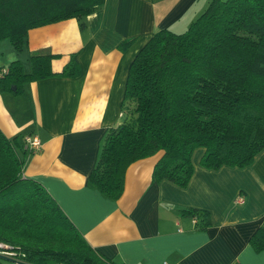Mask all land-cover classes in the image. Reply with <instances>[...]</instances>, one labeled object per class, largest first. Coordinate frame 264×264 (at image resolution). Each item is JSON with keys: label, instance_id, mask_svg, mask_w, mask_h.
Here are the masks:
<instances>
[{"label": "trees", "instance_id": "1", "mask_svg": "<svg viewBox=\"0 0 264 264\" xmlns=\"http://www.w3.org/2000/svg\"><path fill=\"white\" fill-rule=\"evenodd\" d=\"M103 2L0 0V39L20 50L30 28L70 17L83 29ZM57 56L30 54L28 71L18 59L6 71L0 66V90L19 93L27 82L79 73L76 51L53 70ZM119 110L121 119L107 128L87 175L104 197L120 195L128 164L158 151L151 181L178 186L191 174L196 146L203 148L202 167L249 164L264 147V0H208L184 30L155 28L128 64ZM27 150L24 137L19 143L0 130V240L17 251L21 264H119L86 241L40 182L24 176ZM179 213L193 217L196 229L209 223L204 209ZM247 241L253 251L264 249V229L257 226Z\"/></svg>", "mask_w": 264, "mask_h": 264}, {"label": "crops", "instance_id": "2", "mask_svg": "<svg viewBox=\"0 0 264 264\" xmlns=\"http://www.w3.org/2000/svg\"><path fill=\"white\" fill-rule=\"evenodd\" d=\"M207 1L104 0L83 29L74 17L32 27L15 52L0 39V62L6 55L23 68L30 54L49 52L58 55L51 63L59 70L77 52L76 76L40 78L19 93L0 90V130L20 135L19 143L27 134L39 137L40 148L22 154L24 176L40 182L86 241L119 264H264V249L253 251L247 241L257 226L264 229V147L245 166L205 168L196 146L184 186L151 181L161 151L127 165L116 199L87 182L107 128L121 119L131 58L155 28L184 30ZM123 40L130 43L119 50ZM182 207L206 210L208 225L194 228Z\"/></svg>", "mask_w": 264, "mask_h": 264}, {"label": "built area", "instance_id": "3", "mask_svg": "<svg viewBox=\"0 0 264 264\" xmlns=\"http://www.w3.org/2000/svg\"><path fill=\"white\" fill-rule=\"evenodd\" d=\"M7 68H3L2 71H6ZM24 143L25 147L31 150H36L39 149L41 146L40 139L37 135L35 134H27L24 136ZM242 200L241 196L236 197V201L240 202ZM191 221H194V218H191ZM0 257L6 258L9 261L12 262V264H21L22 260L20 256L17 254V251L13 249V247L0 240ZM161 264H166V262L162 261Z\"/></svg>", "mask_w": 264, "mask_h": 264}, {"label": "rangeland", "instance_id": "4", "mask_svg": "<svg viewBox=\"0 0 264 264\" xmlns=\"http://www.w3.org/2000/svg\"><path fill=\"white\" fill-rule=\"evenodd\" d=\"M4 40H6V42H8L7 39H4ZM8 44H9L10 48L12 49V47H11V45H10L9 42H8ZM12 50H13V52L17 51V50H14V49H12ZM1 57H2V59H1L2 62H0V64L4 63V65L7 66V65H8L7 63H8V61H9L10 59H9V58H6V57H7L6 55H2ZM9 62H10V61H9ZM24 66H25V65H24ZM4 68H6V67H4ZM24 70H25V71H28V70H29L28 66H26V67L24 68ZM16 138H17V141H19V139H20V135H17ZM103 138H104V137H103ZM102 142H103V140H102ZM0 258H1L2 262H3V264H12V262L9 261L8 259L3 258V257H0ZM45 262H46V264H54V262H52L51 260H46ZM60 264H64V263H60Z\"/></svg>", "mask_w": 264, "mask_h": 264}, {"label": "water", "instance_id": "5", "mask_svg": "<svg viewBox=\"0 0 264 264\" xmlns=\"http://www.w3.org/2000/svg\"><path fill=\"white\" fill-rule=\"evenodd\" d=\"M12 88H14V86Z\"/></svg>", "mask_w": 264, "mask_h": 264}]
</instances>
